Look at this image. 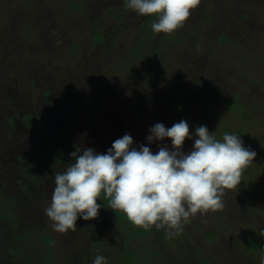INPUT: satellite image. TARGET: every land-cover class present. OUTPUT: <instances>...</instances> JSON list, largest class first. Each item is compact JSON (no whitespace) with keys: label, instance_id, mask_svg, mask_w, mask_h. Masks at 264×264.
<instances>
[{"label":"rangeland","instance_id":"obj_1","mask_svg":"<svg viewBox=\"0 0 264 264\" xmlns=\"http://www.w3.org/2000/svg\"><path fill=\"white\" fill-rule=\"evenodd\" d=\"M41 1L44 6L56 8L59 7L58 5L61 2H64L63 0ZM120 1L117 5L122 6L125 4L124 0ZM241 1L248 4L251 9L253 5V9L258 13L261 11L262 17L264 16V0ZM27 3V0H1L0 22L4 23L13 13L34 15ZM238 8L239 5L236 9ZM64 9L66 10L63 14L54 13L57 16V21L62 24L63 30L61 32L58 30V34L50 35V20L33 21V23L27 21L33 27L27 25L28 33L21 34V37L14 35L18 39V46L8 51V54L12 57L6 60L7 63L0 61V159L4 161H2L3 167H0V185L4 189L0 190L3 195L15 194L19 200L16 202V206H13L17 209L14 212H21L22 210L24 215L22 218L29 213L25 220L26 228L32 234L49 233L54 237V247L56 246L54 264H76L78 261L73 254L81 249H86L90 254L94 253L91 255L93 258L97 254L105 256L107 264H174L170 262V255L178 259L179 263L180 261L183 263L184 260V264H260V256L264 255V235L261 232V230H264V59L256 58L259 55L258 52L251 55L243 50H246V48H242L241 45L235 43L233 49L224 46L222 53L217 49L218 43H209L214 40L199 43L197 42V36L189 32V34L184 35V40L191 39L190 41L195 47H201L203 51L205 49V55H202L203 51L199 53L189 52L188 56L191 61L186 57V64L182 68L187 73L180 70L179 72L186 74L187 80L193 81L198 89L192 88L193 90H190L185 85L187 82H183L182 85L185 86L181 87L182 80L180 79L177 93H179L183 103L180 105L179 100L173 105L174 100L171 96L164 97V95H169V92L176 93L175 85H172V82L162 84L156 77V69L145 66L144 74L133 80L125 81V84L127 87L143 88L144 91L149 93L148 95L152 100L147 101V99H144L135 102V98H132L129 104L122 106L123 101L119 100L120 98L115 93L117 90L114 91V87L110 86L111 81H113L111 80L112 76L108 72H106L107 74L100 73L99 68L92 70V67H90L92 64L87 61L83 69L80 63L85 60H78L87 58L77 51L84 52V50H90L91 45H96L92 38V32L93 29L97 28H93L96 25H94L91 18H96L102 24L98 29H102L106 34H110L112 31L107 27L106 22L111 25L114 20L102 17L106 9H99L100 17L95 12L89 13L88 16L70 5H65ZM113 16H117V14ZM101 17L102 19H100ZM137 20L138 18L132 17L128 24L135 23ZM244 22L245 26L248 27H251L254 23V21L246 20ZM20 23L22 25L23 20ZM260 24L262 26L261 34L264 36V22H260ZM192 25L193 23L187 24L193 30ZM34 27L38 31L41 27L43 28L42 38L32 30ZM2 29H5L4 26H0V33L4 36L2 40L4 42L8 41L5 31H2ZM240 35L242 34L239 33ZM254 38L247 35L246 40L251 49L256 51L258 49L260 52L258 46L261 42L257 40L258 37ZM23 41L27 44H30L31 41L28 53L22 48ZM72 41L76 45L70 51L68 46ZM178 43L177 47L180 46ZM195 47H191V49L194 48L193 50H195ZM127 48V46L123 48L124 52ZM104 50L106 49L104 48ZM120 53L121 51H119ZM199 55H202L204 59H197L200 58ZM219 56L229 59L224 66L226 70H232L234 73V78H232L234 82L224 81V85L212 86V92L207 95L209 96L208 100H210L208 102L209 106L205 109L200 108V101H203L202 97L205 89H201L199 80H201L203 74H206L207 70L208 74H210V71H214L213 69L216 68L214 61H217V59L220 61ZM0 59L4 60L1 52ZM71 69H74L75 73L78 74H73L80 82L76 103L78 106L86 107L83 110V115L88 121L87 126L91 132L88 135L78 133L74 126L69 127V125L61 124L51 128L50 124L47 126L42 121L38 123L34 118L35 114H43V109L40 107L47 102L42 95L44 90L50 89L53 94L59 93V90H65L63 93H67L70 92L68 90L72 89V87L65 86L66 83H61L59 79H49L47 76L52 71L53 73L59 71H66L67 73ZM89 70H92L91 75L94 77L101 75L102 86L99 84L93 86L88 81L87 73ZM191 71L199 72L193 76ZM120 72L123 71L120 70ZM71 75L72 73L69 74L70 79ZM125 75L126 73H121L120 77ZM120 77H117L118 80H120ZM30 78H35V82L31 83ZM41 78H43L42 85L38 81ZM73 83L75 82L73 81ZM234 93L235 102L233 104L227 103L226 97ZM9 96L10 99H6ZM157 97H161L163 103L157 102ZM65 98L67 101L71 100L67 102L71 105L73 101L70 96ZM122 99L124 100V96H122ZM63 107L67 109L69 106L65 104ZM170 109H177L175 110L176 117L180 118L179 120H185L189 124L190 132L194 131L195 127L204 125L210 132H213L218 140L222 139V135L226 132L229 134L235 133L240 136L244 146L250 147L256 152L257 155L252 164L242 171L240 185L232 190L225 191L222 197L223 209L217 210L218 212H208L204 216L197 214L183 227L182 232L188 231L187 235L182 234L180 239L175 237L168 241H162V237L153 230L154 227L150 230L149 235L145 237L133 234L131 225L122 223L114 216L112 218L104 217L105 224L102 227L105 228V231L98 235L87 230L82 223L78 222V219L75 230H69L66 233L53 231L50 227L52 222L43 211L49 205L51 199H45L42 196L45 192L46 196L52 194L54 188V185L50 182L51 178L54 177L52 170L62 172L72 161L69 156V158H64L52 166L53 162H50L47 158L48 160L45 159L46 166L42 167V171L35 170L32 167V162L35 155L40 152V149L38 150L39 142L47 140L52 144L63 138L65 141L72 143L73 151L77 147H91L95 151L103 153L111 147L115 139L127 132L132 136L135 146L144 144L149 146L152 152H156L158 151L157 143L154 142L148 145L146 136L149 134V128L161 120L166 128L174 122H179V120H174L169 112ZM34 110L35 113L29 114ZM57 110L58 112L62 111L61 108ZM93 111L97 112L98 120H92L89 117L88 114H93ZM12 114L15 119L10 125L6 116ZM116 114L119 115L118 119L121 118L118 125L120 127L114 126V123L115 125L117 123ZM104 115L107 118H104ZM130 116H132V123L129 120ZM27 118L32 119L34 124L24 127L22 124ZM200 118H204V120H198ZM79 130L82 132L81 128ZM166 140L171 146L170 139L167 138L161 141L162 145L168 146V144H164ZM192 144V140L186 139L184 151L191 150ZM47 145L49 146V144ZM44 149H47V147H44ZM254 165L256 167H252ZM30 168L39 175L34 180L29 176L28 169ZM248 170L249 173H247ZM17 181L20 184H17ZM27 183L30 188L25 186ZM26 199L30 201H26ZM24 201L28 202L29 207L25 206L26 208L23 210ZM103 203H105L104 200H99V204L102 205ZM126 221H128L127 217ZM102 227L98 228L99 231ZM159 232L165 233L164 230ZM210 233L215 236L209 238ZM94 240L97 243L101 242V244L95 246L93 244ZM252 241L259 242L257 248L250 247ZM149 246H152L154 250H158V253H153L152 250L149 251ZM39 247H43V245L36 244L34 246L35 250ZM0 252L5 253L7 250L0 247ZM130 252L135 257L134 262H127L124 259ZM0 264H20V260L15 258L9 260L2 255Z\"/></svg>","mask_w":264,"mask_h":264},{"label":"trees","instance_id":"obj_2","mask_svg":"<svg viewBox=\"0 0 264 264\" xmlns=\"http://www.w3.org/2000/svg\"><path fill=\"white\" fill-rule=\"evenodd\" d=\"M63 1L64 2H61L60 5H58L59 7L56 8L53 6H44L41 0H27L28 2L27 5L28 7H30L34 15L32 16L29 14L18 15V13H13L10 14V17L4 23L0 22V26H4L5 28L2 29V31L3 30L5 31V35L8 39V41L4 42V40H2L4 36L2 35V33H0V46H1L0 52H1V56L4 57V60L0 59V61H4L5 63H7L6 60H8L9 57L10 58L12 57V55L8 54V51L13 49V47L18 46L17 37L19 36L21 37V34L28 33L27 25L33 27V25H30L27 21L33 23V21L43 22V20H50L49 23L51 24L49 25L50 35H53L54 33L58 34V30H60L61 32L63 30V28L61 27L62 24L60 23V21H57V16L54 15V13L63 14V12L66 10L64 9L65 5L74 6L80 12L85 13L88 16L89 13L95 12L100 17L99 9L101 10L106 9L102 17L111 18L114 20L113 22H111V25L109 24V22H106L108 24V25L106 24L107 27H109L112 30L110 34H106L105 32L102 31V29H98L102 24L99 23L96 18H91L94 25H96L93 28H97V29H93L92 32L93 34L92 38L96 45H91L92 48L90 50H84V52L80 50L77 51L87 58V59L81 58L78 60V61L85 60L80 63L83 69L85 62L87 61L90 64H92L90 65V67H92V70L95 68H99L100 73L104 72L105 74H107L106 72H108L112 76L111 80L113 81H111L110 86L114 87V91L117 90L115 93L117 97L120 98L119 100L123 101L121 104L122 106L129 104L132 98H135V102L144 99H147V101L152 100V98H150L148 95L149 93L144 91L143 88L133 87V86L127 87L125 84V81L133 80L137 78L139 75L144 74L145 66L156 69L157 71L156 77L157 79L160 80L162 84L165 82H172V85H175L176 93L173 94L169 92V95H164V97L171 96V98L174 100L173 105L175 102H178L179 100L181 103L180 105H182L183 103L179 93H177V91L179 90L180 79L182 80V83L180 84L181 87L186 85L189 87L190 90H193L192 88L198 89V86L194 85L193 81L190 82L187 80L186 74H182L179 72V70L181 72L183 71L182 68L186 64V57L191 61V58L188 56L189 52L199 53L203 51L201 47H195L194 44L191 43L190 41L191 39L187 41L184 40V35L189 34V32H192L194 36H197V42L199 43L200 42L206 43L207 41L209 42V40L212 41L216 40V42L210 41L209 43H216V44L218 43L219 46L217 49L220 52H222L224 46L233 49L235 43L241 45L242 48H246V50L245 49L243 50L249 52L251 55L252 53L258 52L257 54L259 55L256 56V58H260V60L264 59V36H262L261 34L262 26L260 24V22H264V16L262 17L261 11L259 13L255 11L253 9V5L251 9L248 6V4H246L244 1L241 0H201L200 4L195 9L190 11V15L188 19L185 21L184 25L178 28L177 30H175V32L172 34L154 33L151 30V24L154 22L155 16L152 15L138 16L136 13L129 10L125 6V4H123L122 6L117 5L120 0H63ZM101 5H103L104 7H102ZM238 5L239 8L236 9ZM44 11H46L47 13H45ZM219 11L221 14L219 13ZM114 14H117V16H113ZM102 17L100 19H102ZM132 17L138 18L137 22L128 24L129 20ZM21 20H23L22 25L20 23ZM245 20L254 21V23L251 27H248L245 26V22H244ZM188 23H193L192 25L193 30L190 28V26H187ZM32 30L36 32L40 38L43 37V35L41 34V32L43 31L42 27L40 28L39 31L35 27ZM10 31H12L13 33H11ZM235 31L238 33H236ZM257 31H259V33H257ZM239 33H241L242 35L239 36ZM245 34H247L251 38L258 37L257 40L261 42L260 46H258V48H260V52L258 51V49L256 51L250 48L246 40L247 35ZM14 35L17 37H15ZM177 43L180 44V46L177 47L176 46ZM30 44L29 43L27 44L26 42L23 41L22 48L25 50L26 53L29 52L28 47H30ZM75 45L76 43L72 41L68 46L69 50L71 51L75 47ZM125 46H127L128 48L124 52L123 48ZM103 47L106 50H104ZM191 47H195V50H193L194 48L191 49ZM119 51H121L120 54ZM202 55H205V49ZM202 55H199L200 58L197 59L203 60L204 57ZM118 56H120V58H118ZM111 58H115V59H111ZM219 58L220 61H218V59L217 61H214V66L216 67L215 69H213L214 71H210V74H208L207 72L208 70H207L206 74H203L201 80H199L201 89L202 90L205 89V93L203 94L202 97L203 101H200L201 102L200 108L205 109L206 107L209 106L208 102L210 100H208L209 96L207 95H209V93L212 92L211 91L212 86H215L217 84L224 85L225 84L224 81L234 82V80H232V78H234V73L232 72V70H226L224 66L226 62L228 63L229 59L221 56H219ZM221 68L223 69L220 70ZM92 70H89L88 73L86 72L87 77H89L88 81L93 86H97L98 84L102 86L101 75H98L97 77L92 76L91 75ZM120 70H122L123 72H120ZM183 72L187 73L185 71ZM191 72L193 73V76H195L199 71H191ZM70 73H72L71 79L69 77ZM121 73H126V75L120 77ZM73 74H76L75 70L71 69L67 73L66 71H59L53 73L52 71L50 75L47 76V78L49 79H59L61 83H66L65 86H69L70 88L72 87V89L68 90L70 92L67 93H63L65 90L62 91L59 90V93H53V94L50 89L44 90L42 92V95L47 102H45V104H42L40 107L43 109V114L42 115L40 113L35 114L34 118L35 121L38 123L42 121L46 123L47 126L48 124H50L51 128L61 124L65 126L69 125V127L74 126L78 133H83L84 135H88L91 132L87 126L88 121L83 115V110L86 107L78 106L76 103L77 91L78 89H80L78 84L80 82L76 77V75L78 74L76 75ZM11 76L13 77V75ZM117 77H120V80H118ZM30 80L31 83L35 82V78H30ZM38 81L40 82V85H42L43 78L39 79ZM73 81L75 83H73ZM183 82H187V84L182 85ZM68 96H70V98L73 101L71 105L67 103L70 102L71 100L67 101L65 98ZM122 96H124V100L122 99ZM233 97L235 98V93L232 94L231 96L226 97L227 103L233 104L235 102V99ZM6 99H10V96L6 97ZM156 101L163 103L161 97L160 98L157 97ZM60 102L64 104H61ZM65 104L69 106L67 109L63 107ZM226 107L230 108L229 106ZM58 108H61L62 111L58 112L57 110ZM175 110L177 109H170L169 112L173 116L174 120H179L180 118L178 119L175 115L176 112ZM131 111L133 112L132 108ZM35 112L36 111L34 110L29 114H33ZM102 112L105 113L106 111H102ZM88 115L90 118H92V120H98L97 118L99 116H97L96 111H93V114L90 113ZM118 117L119 115L116 114L117 123L116 125L114 123V126L120 127L118 125L120 124L119 120L121 118L118 119ZM6 118L8 123L11 125L14 122L15 116H13L12 114L6 116ZM104 118L107 117L104 115ZM129 120L131 121L130 123H132V116L129 117ZM198 120H204V118H200ZM33 124L34 121L32 119L27 118L24 124L22 125L24 127H29L32 126ZM79 128L82 129V132L79 130ZM47 144H49V146ZM164 144H168V147L171 148L169 143H167V140ZM160 145H162V142ZM44 147H47V149H44ZM72 148H73L72 143L65 141V139L63 138L59 139L57 143H52V144H50L49 141L47 142V140L40 141L38 145V150L40 149V152L37 155H35V159L32 162L33 164L32 167L35 168V170L42 171L43 169L42 167L46 166L45 159L47 158L49 159L50 162L51 161L53 162L52 164L51 163L50 164L54 166L55 164H57L58 161L64 158H69L70 156L69 153L73 152ZM2 161L3 159L2 160L0 159V167H3ZM252 167H256V166L254 165ZM28 170H29V176L33 180L35 179L36 176H39L35 173L34 170H32V168ZM52 172L53 174L57 173L56 170H52ZM247 173H249V170L247 171ZM17 182H18L17 184H20L19 181ZM50 182L52 185H54V177L51 178ZM25 186L27 188H30L29 187L30 185L28 183ZM2 188L4 189V187L0 185V189ZM42 197L45 199L47 198L51 199V194L46 196V192H45L43 193ZM101 198H103L101 200H104L105 203L102 204V208L101 210H99V214L97 218L88 221L78 218V222L82 223L87 230L93 231L95 235L96 234L98 235L102 231H105V228L102 227L105 224L104 217L112 218L114 216L118 220L122 221V223L131 225L133 228L131 232H133V234H137L138 236H142V237L149 235L150 230L153 227L150 230L145 231L144 229L138 226H134L129 220L126 221V215L122 211L111 210L110 208H107L108 202L106 198L103 197V194H101ZM99 200H97V203H99ZM18 201L19 200L16 198L15 194L12 195L10 193L3 195L0 190V247H2V249L7 250V252L5 253L0 252V258L2 257V255L9 260H13L15 258L20 260V264H54V256H55L54 251L56 249V246L54 247V237L49 233L32 234L25 226V220L29 216V213H27L26 217L22 218V216H24L22 210L21 212L18 211L14 212V210L17 209L13 206L14 205L16 206V202ZM26 201H30V200L26 199ZM26 201H24L23 210L26 207H29V205L27 204L28 202ZM19 225L22 226L20 227ZM195 226L197 227V225ZM99 227H102L100 231L98 229ZM153 230H155V232H157L162 237V241L170 240L166 238L165 233L162 234L161 232H159L164 229H155L154 227ZM182 234L187 235L188 231L182 232L177 237L180 239ZM214 236L215 235L213 233L209 234V238ZM96 241L94 240L93 242L95 246L101 244V242L97 243ZM258 243H256V241H252L250 243V247L257 248ZM36 244L38 245L42 244L43 247H39L35 250L34 246ZM148 249L149 251L152 250L153 253H158L157 252L158 250H154L152 246H149ZM93 254L94 253L90 254L89 251H86V249H81V250H77L73 255L75 256V259L78 261L76 264L78 263L92 264L93 256L91 257V255ZM127 256L124 257V259H126L127 262H131V261L134 262L135 257L131 252ZM170 256H171L170 262L174 264H184V260L183 263L182 261H180L179 263L178 259L174 258L172 255ZM59 264H65V263H59Z\"/></svg>","mask_w":264,"mask_h":264},{"label":"clouds","instance_id":"obj_3","mask_svg":"<svg viewBox=\"0 0 264 264\" xmlns=\"http://www.w3.org/2000/svg\"><path fill=\"white\" fill-rule=\"evenodd\" d=\"M200 2L124 0L138 16H155L151 30L164 34L182 27ZM148 132L146 141L157 143L156 152L135 146L126 132L103 153L91 147L69 153L72 162L54 174L51 201L43 209L53 231L66 233L76 229L78 218H97L102 207L97 199L103 194L108 208L122 211L134 226L164 229L166 238L177 237L192 217L223 209L225 191L240 185L242 171L257 155L238 134L226 132L218 140L204 125L190 132L183 119L167 128L157 122ZM166 138L171 148L160 145ZM186 139L193 141L189 151H184ZM92 264H107L106 257L97 254Z\"/></svg>","mask_w":264,"mask_h":264}]
</instances>
